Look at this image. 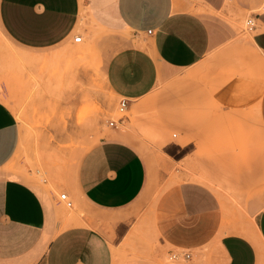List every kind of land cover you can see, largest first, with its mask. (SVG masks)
<instances>
[{
	"label": "crops",
	"instance_id": "obj_1",
	"mask_svg": "<svg viewBox=\"0 0 264 264\" xmlns=\"http://www.w3.org/2000/svg\"><path fill=\"white\" fill-rule=\"evenodd\" d=\"M84 1L81 28L82 0H0V31L17 47L43 51L79 28L100 30L117 45L105 82L128 101L127 110L233 37L231 13L254 21L247 43L264 66V0ZM19 138L16 117L0 101V169ZM163 180L150 185L138 144L118 128L49 186L0 174V264H167L171 253L189 256L177 264H264V202L257 196L240 220L209 178L166 188ZM58 190L74 209H63Z\"/></svg>",
	"mask_w": 264,
	"mask_h": 264
},
{
	"label": "rangeland",
	"instance_id": "obj_2",
	"mask_svg": "<svg viewBox=\"0 0 264 264\" xmlns=\"http://www.w3.org/2000/svg\"><path fill=\"white\" fill-rule=\"evenodd\" d=\"M87 7L82 0L81 28ZM231 15L233 37L192 69L160 80L123 112L103 71L117 45L100 30L84 34L79 28L73 36L82 37L80 43L71 37L43 51L17 47L0 31V101L13 112L20 131L16 152L0 174L49 186L118 128L138 144L150 185L164 179L160 185L166 188L207 177L241 220L252 197L264 202V66L247 43L251 17ZM86 96L96 111L90 123L81 125L77 115ZM63 193L58 190L56 198ZM68 199L73 206L62 204L65 211L75 208ZM165 262L177 264L169 255Z\"/></svg>",
	"mask_w": 264,
	"mask_h": 264
},
{
	"label": "built area",
	"instance_id": "obj_3",
	"mask_svg": "<svg viewBox=\"0 0 264 264\" xmlns=\"http://www.w3.org/2000/svg\"><path fill=\"white\" fill-rule=\"evenodd\" d=\"M246 26L248 31H250L253 26H254V21L252 19H248L246 22ZM74 43H80L82 41V37L76 36L75 39H73ZM128 101L125 99H121L119 103V112H123L125 109H127ZM114 123H110V126L112 127ZM58 200L66 207L67 209L72 208V202L70 199H68L66 194H60L58 195ZM189 256L188 255H182L180 253H171L169 255V260L172 262H176L182 259H187Z\"/></svg>",
	"mask_w": 264,
	"mask_h": 264
},
{
	"label": "clouds",
	"instance_id": "obj_4",
	"mask_svg": "<svg viewBox=\"0 0 264 264\" xmlns=\"http://www.w3.org/2000/svg\"><path fill=\"white\" fill-rule=\"evenodd\" d=\"M95 111H96L95 105L92 104L91 101L86 96L84 98L83 105L78 110L77 123L81 125L90 123V117L94 115Z\"/></svg>",
	"mask_w": 264,
	"mask_h": 264
},
{
	"label": "bare ground",
	"instance_id": "obj_5",
	"mask_svg": "<svg viewBox=\"0 0 264 264\" xmlns=\"http://www.w3.org/2000/svg\"><path fill=\"white\" fill-rule=\"evenodd\" d=\"M75 37H76V36H74L73 39H75ZM79 46H80V45H78V47H79ZM76 48H77V47H76ZM81 48H82V47H81ZM79 49H80V48H79ZM79 49H78V50H79ZM82 49H83V48H82ZM74 50H75V49H74ZM74 50H73V52H74ZM78 50H77V51H78ZM75 53H76V51H75ZM80 53H82V52L80 51ZM84 53H85V52H84ZM65 76H66V75H65ZM67 78H68V77H67ZM65 79H66V78H65ZM69 79H70V78H69ZM71 79H72V78H71ZM67 80H68V79H67ZM65 81H66V80H65ZM67 82H68V81H67ZM67 82H66V83H67ZM168 184H169V183H168ZM166 187H167V186H166ZM159 193H160V191H159ZM59 195H60V194H59ZM69 215H70V214H69ZM61 216H62V215H61ZM66 216H67V215H66ZM68 217H69V216H68Z\"/></svg>",
	"mask_w": 264,
	"mask_h": 264
}]
</instances>
